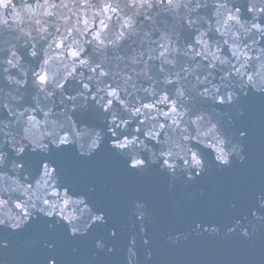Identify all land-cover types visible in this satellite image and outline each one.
Masks as SVG:
<instances>
[{"label":"water","instance_id":"water-1","mask_svg":"<svg viewBox=\"0 0 264 264\" xmlns=\"http://www.w3.org/2000/svg\"><path fill=\"white\" fill-rule=\"evenodd\" d=\"M119 2L10 0L8 9L0 7V30H3V18L11 13L12 8L20 16L17 21L9 20L10 25H19L10 29L13 36L19 37L13 41L16 47L12 50L16 55L12 56L8 46L0 43V119L7 116L9 110L18 115L23 113L19 119H12L22 134L31 136L37 130L43 132L48 127L44 122L45 112L49 114L48 120L58 125L64 122V114L73 110L74 105L100 108L111 100L109 119L114 114L117 123L121 122V118L128 121L122 124L121 130L132 133L129 139L138 136L139 141H144L154 152L171 150L182 155L184 145L196 143L191 138L183 139L188 133L195 135L196 125L192 121L197 117L189 104L191 91L196 88L214 90L219 86L218 77L222 73H216L215 68L229 69L237 78L240 74L245 79L249 75L254 78L264 76V8H260L259 14L253 18V12L241 7L237 13L240 24H237L228 16L236 11L240 0H207L208 7L198 9L189 17L195 18L197 23L191 31L181 33L183 43L171 38L161 40V33L156 32L152 40L157 43L140 45L132 43L135 37L130 38L123 26L127 19L125 13L120 8L113 12L108 7ZM221 4L231 11L220 8L217 14ZM22 5H31V11H21ZM177 12L187 15V10L183 8ZM142 19L137 17L135 26L140 27ZM185 23L181 21V24ZM252 24H258L260 30L252 28ZM209 27L211 31H208ZM116 32H124L125 38L115 45L110 44ZM201 33L204 35L201 36ZM73 52L79 55L73 56ZM161 52L164 54L161 55ZM210 53L216 54L219 59H214ZM9 59L11 64L7 62ZM221 60L226 63L222 64ZM209 64L215 66L212 71L217 78L208 76L207 81L200 84L199 80L207 75ZM102 72L107 74L101 75ZM41 75L46 77V82L39 80ZM58 84L64 87H57ZM110 91H115L116 96H109ZM145 104L154 107L145 108ZM137 108L140 109L138 114L135 112ZM25 109L28 111L25 112ZM29 116L38 122L35 128L27 123ZM72 120L75 122V117ZM235 126L248 128V135L243 141L246 154L243 163L233 160L227 168L214 166L212 171L196 181H177L172 188H169L166 176L131 177L122 174L119 163L107 148L93 161L85 162L83 186L86 187L88 182L97 184L93 200L109 210V224L96 225L87 237L74 240H65L63 229L58 228L59 254L65 257L67 264H122L133 223H136L134 230L138 233V223L134 218L129 221L130 202L138 199L148 205L146 211L151 223H146L154 250L153 264H264V221L257 222L251 216V210L257 207V194L264 193V113L253 109L247 121L238 120ZM25 128L30 131L24 133ZM136 128H140L141 132H135ZM77 129L90 131L81 125H77ZM149 132L159 135L149 141L141 134ZM65 155L66 152L57 153V158L63 159ZM28 159L35 161L38 158ZM12 180L25 183L23 178L10 174L9 183ZM32 184L35 190V182ZM12 186L16 187L15 184ZM233 204L235 207H232ZM260 211L264 212V209ZM245 217V224H255L258 228L251 241L243 240L237 234L221 239L205 233L173 246L161 237V233L169 230L184 232L195 219L224 226L231 224L235 218ZM112 226H118L115 239L108 236V228ZM31 231L30 226L25 232L16 234L17 239L26 238ZM101 237L115 245L116 251L101 253L98 260L93 261L94 242ZM72 247L79 248V257L71 255ZM137 250L142 259L144 246L139 234ZM18 254L22 258L27 257L30 264H39L44 250L34 248L25 252L21 249Z\"/></svg>","mask_w":264,"mask_h":264},{"label":"clouds","instance_id":"clouds-1","mask_svg":"<svg viewBox=\"0 0 264 264\" xmlns=\"http://www.w3.org/2000/svg\"><path fill=\"white\" fill-rule=\"evenodd\" d=\"M9 7L10 5L3 8ZM108 7L113 12L120 8L125 13L127 19L123 26L130 38L135 37L132 43L144 45L157 43L152 40V35L156 32L161 33V40L171 38L183 43L181 33L191 31L197 23L195 18L189 17L197 13L198 9L208 7V4L207 0H120L114 6ZM241 7L253 12L255 18V15L259 14L258 10L264 8V0H259L258 3L254 0L243 3V0H240L236 11L232 12L228 19L240 24L237 13ZM181 8L187 10V15L177 12ZM220 8L231 11L226 5L221 4L217 14ZM31 9V5L21 6V11ZM137 17H143L139 22L140 27L135 26ZM10 19L13 21L20 19L15 8H12L11 13L2 20L0 43L7 45V50L15 56L16 53L12 49L16 45L13 41L19 37L13 36L10 29L19 25H10ZM181 21L186 23L181 24ZM252 28L260 30L258 24H252ZM208 31H211V27ZM113 35L114 39L109 41L113 45L125 38L124 32H116ZM200 35L203 36L204 33ZM33 54L36 55L35 52ZM163 54L161 52V55ZM184 54L187 55V52ZM210 55L214 59H219L214 53ZM7 62L12 63L11 59ZM221 63L225 64L226 61L221 60ZM214 68L213 64L207 66V75L203 80L198 78L200 84L205 83L208 76L217 78L213 75ZM215 71L222 73L218 77L219 86L214 90L204 88L203 91L196 88L189 93V104L197 119L195 123L192 121V124L196 125L195 135L188 133L187 137L196 143L191 146L184 145L182 155L172 152L171 156H161V151L154 152L142 140L129 143L123 149L117 147L118 143H126L122 138L123 123H117L114 114L110 120L108 111H101L103 105L100 108L95 105H74L73 110L64 114V122L58 125L49 121V114L45 112L44 122L48 127L43 132L37 130L31 136L22 134L16 126V121L12 119V117L19 119L24 114L18 115L9 110L7 116L0 119V264H30L29 259L22 258L18 252L21 249L30 252L34 248L44 250L39 264H67L65 257L58 252V228L63 229L65 240H74L78 237H87L96 225L109 224V210L97 205L93 200L97 193V184L88 182L84 187L82 181L86 174L83 167L85 162L93 161L105 148L111 150L112 158L119 163L122 174L131 177L166 176L169 188L181 180L194 182L212 171L214 166L227 168L232 165L233 160L243 163L246 159L243 141L248 135V128L235 125L238 120L247 121L253 109L264 113V76L254 78L249 75L245 79L243 74L237 78L229 69L215 68ZM221 97L224 98V103L218 102ZM4 108L7 109L8 105L5 104ZM27 111L28 109H25V112ZM72 117H75V122ZM200 117L202 119H199ZM27 123L35 128L38 122L29 116ZM114 124L119 125L115 131ZM77 125L85 126L90 131L78 130ZM29 131L28 128L23 129L24 133ZM62 139L66 143L62 144ZM206 140L208 143H205ZM201 144L204 146L201 147ZM210 148L213 150H209ZM61 152H66V155L63 159H58L57 153ZM191 153L196 154L198 165L193 161ZM218 156L221 159H218ZM29 157L38 159L31 161ZM141 159L146 161L143 166L131 167L133 160ZM163 160L175 165V169H168L162 163ZM43 164H46L47 168L42 167ZM10 174L23 178L25 183L21 184L19 180H12L9 183ZM256 200L257 207L251 210V216L257 222H261L264 221V212L260 211L264 209V193H258ZM147 208L148 205L143 200L133 199L130 202L129 221L134 218L138 223V233L134 230L137 225L133 223L129 229L122 264L154 262V250L147 234V223H151ZM246 219L235 218L231 224L224 226L195 219L184 232L169 230L167 233H161V237L168 245L173 246L181 241H188L190 237L203 236L205 233L221 239L237 234L243 240L251 241L258 228L255 224H245ZM30 226L31 234L24 239H17L16 234L25 232ZM117 233L118 226L108 228L109 237L115 239ZM138 234L144 246L142 259L137 250ZM94 248L93 261L98 260L101 253L112 254L116 251L115 245L107 243L103 237L95 240ZM71 255L74 258L79 257V248L72 247Z\"/></svg>","mask_w":264,"mask_h":264},{"label":"snow or ice","instance_id":"snow-or-ice-1","mask_svg":"<svg viewBox=\"0 0 264 264\" xmlns=\"http://www.w3.org/2000/svg\"><path fill=\"white\" fill-rule=\"evenodd\" d=\"M9 5H10V0H0V7H6V6H9ZM230 19H231V17H230ZM96 38H97V39L99 38V34H97ZM198 42H199V41H198ZM33 55H35V54H33ZM72 55H73V56H78L79 54L76 53V52H73ZM81 63H85V61H81ZM92 71H95V69H92ZM106 74H107V73H103V72L101 73V75H106ZM39 80H40L42 83H44V82H46V77H45L44 75H41V76H39ZM57 87L63 88L64 85H62V84H58ZM84 87L87 88L88 85L85 84ZM217 93H219V90H218V89H217ZM108 95L114 97V96H116V92H115V91H110V92H108ZM181 95H182V93H181ZM69 99H73V100H74L75 97H69ZM164 100L166 101V100H167V97H165ZM161 102H164V101H161ZM218 102H219V103H224V98L221 97L220 100H219ZM111 104H112V101H111V100H108V101L106 102V104L103 105V109H104V111H108V110H109V106H110ZM143 107L151 109L152 107H154V105H151V104H145V105H143ZM172 111L175 112V108H173ZM135 112L138 114V113L140 112V109L137 108V109L135 110ZM164 115H167V114H164ZM199 119H202V117H200ZM121 123L127 124L128 121H125V120H123V119L121 118ZM141 123H143V121H141ZM193 123H195V121H193ZM118 127H119V125L114 124L113 131H115ZM160 127L163 128L164 125H160ZM135 132L140 133V132H141V129H140V128H136V129H135ZM141 134H142V135H145V136L148 138L149 141L156 139L157 135H159L158 133H151V132H149V133H141ZM129 135H132V133H130V132H129V133H125V132H123V133H122V136H123L124 140L126 141V143H118V144H117V147L123 149V148L127 147L129 143H135V142L139 141V137H138V136H135L134 139H129V138H128ZM183 139L186 140V139H189V137L185 136V137H183ZM61 143L64 144V143H66V141L62 139V140H61ZM188 151H190V150H188ZM160 154H161V156H165V155H167V156H171L173 153H172L171 150H168L167 152H165L164 150H161V153H160ZM191 156H192L193 161L198 165V164H199V160L197 159L196 154H195V153H191ZM218 159H221V157L218 156ZM145 163H146V161H145V160H142V159H141V160H133V162H132V164H131V167H132V168L141 167V166H143ZM162 163H163L168 169H171V170H174V169H175V165L169 163L168 160H163ZM42 167L47 168V165H46V164H43ZM65 203H67V201H65ZM17 206L20 207V205H17ZM25 214H27V213H25Z\"/></svg>","mask_w":264,"mask_h":264},{"label":"flooded vegetation","instance_id":"flooded-vegetation-1","mask_svg":"<svg viewBox=\"0 0 264 264\" xmlns=\"http://www.w3.org/2000/svg\"><path fill=\"white\" fill-rule=\"evenodd\" d=\"M14 4H16V3H14Z\"/></svg>","mask_w":264,"mask_h":264}]
</instances>
